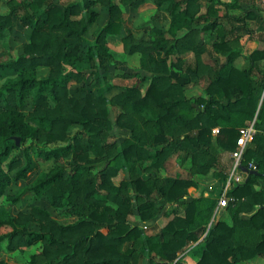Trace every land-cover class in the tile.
Instances as JSON below:
<instances>
[{"label": "trees", "instance_id": "obj_1", "mask_svg": "<svg viewBox=\"0 0 264 264\" xmlns=\"http://www.w3.org/2000/svg\"><path fill=\"white\" fill-rule=\"evenodd\" d=\"M156 1L158 6L168 3L169 27L153 26L149 38L131 32L122 37L126 54H140L144 73L136 76L139 81H150L146 91L134 84L114 93L117 86L109 80L108 71L115 58L107 39L121 34L126 22L123 7H138L144 0H70L64 4L9 0V12H0V36L13 26L18 10L31 25L23 53L0 63V70L15 72L0 83V101L5 106L0 111V209L8 186L33 170L30 163L22 165V158L12 155L14 150H29L22 146L26 140L65 143L39 150V159L72 157L70 175L65 166L54 163L16 194L7 195L16 202L26 192H33L47 197L56 208L69 205V211L78 216V220L63 224L35 204L16 216L0 213V228L12 227L0 234V244L7 240V250L42 243L41 251L33 254L28 264H139L140 257L148 264L175 262L180 252L203 237L222 194L227 169L218 147L232 152L239 129L256 115L257 133L246 150L244 166L253 162L257 173H245L247 179L228 191L232 222L217 220L210 225L195 264H240L264 256V232L253 242L243 241L240 234L264 230V186L258 187L264 183V97L259 107L262 92L256 91L257 87L264 90V51L253 50L246 68L234 64L243 53L241 38L251 34L249 20L261 16L253 11L230 15L229 8L236 7L239 0L236 5L220 0ZM98 2L108 8L109 18L88 42L86 34L99 17L94 8ZM218 3L227 6L223 15L214 10ZM205 4L208 9L202 12ZM225 21L233 28L227 29ZM183 29L186 33L179 36ZM237 31L241 34L236 38L229 36ZM208 32L214 48L226 57L223 63L215 59L213 67L202 59ZM190 53H194L193 61H189ZM41 66L49 68L47 77L38 76ZM121 73L122 77L135 76ZM194 76H210L203 95L187 93ZM73 82L80 85L73 87ZM28 98L32 105L26 114ZM111 104L122 108L115 123L129 132L120 143L109 140L111 136L114 139ZM76 125L81 126L79 135H70L69 129ZM217 126L220 129L214 141ZM82 135L87 136V146ZM90 146L107 160L98 172L90 166ZM175 155L192 175L214 170L221 186L207 196L182 202V213L175 211L163 227L155 226L156 231L147 234L130 221L134 196L139 219L146 223L157 218L165 204L178 202L189 187L199 186L194 178L161 174ZM122 170L128 171L130 178L117 185L114 178ZM243 212L253 213L242 218ZM0 264L9 263L0 260Z\"/></svg>", "mask_w": 264, "mask_h": 264}, {"label": "rangeland", "instance_id": "obj_2", "mask_svg": "<svg viewBox=\"0 0 264 264\" xmlns=\"http://www.w3.org/2000/svg\"><path fill=\"white\" fill-rule=\"evenodd\" d=\"M9 0H0V12L1 13H8L9 12ZM21 0H18V2ZM58 3L64 4L70 0H55ZM116 2H119L120 0H114ZM156 0H144V2L136 7H124V13L126 22L123 25L122 31L120 35L116 36H110L109 38V44L111 47V51L114 54L115 61L113 65H111L109 71H108V78L111 82L115 83L117 86V89L114 93L122 89V87L134 85V83H137L142 87L143 90L146 88L145 82H141L138 80V77L136 76V73H144L140 69V62H139V54L135 55H127L123 50V44H122V36L125 35L128 32H133L137 34L138 36L142 38H149V36L152 34V27L158 26L167 29L170 24V15L166 10V7L168 3L163 4L162 6H158ZM206 5V4H205ZM94 8L99 12V17L97 21L92 25L90 31L86 34V37L89 41L94 40L96 32L99 30V28L104 25L108 18V8L103 5L102 3L98 2ZM219 12H221V8H216ZM205 11H207L206 6L204 7ZM204 11V12H205ZM31 32V25L26 22L23 18V11L18 10L17 14L14 17V24L12 27L6 30V32L0 36V63H6L10 62L12 60L17 59L22 53H23V44L26 42L29 38ZM186 30H183L180 32V34L185 33ZM87 45V44H86ZM253 46L249 45L247 49H245V52L252 50ZM245 56V55H244ZM129 73L130 75H135L134 77L125 78L122 77V73ZM49 73V68L45 66H41L38 69V76L41 78L47 77ZM15 72L11 70H0V83L2 81H5L8 77L14 76ZM91 80V78H90ZM80 84L73 83L72 86H78ZM201 85L202 84H191L188 86L187 93L188 94H194L201 92ZM96 91L99 93V89H96ZM113 93V94H114ZM113 94L109 95L111 97ZM32 105V99L28 98L25 106V113L28 114V112L31 110ZM3 102L0 101V111L4 109ZM122 110L119 106H115L113 104L110 105V117L114 121V126L112 129V134L114 136H111L109 138L110 141L116 140L117 142H121L124 140L126 136L129 135V132L121 129L116 123V116L118 113ZM32 124L37 125L36 121H31ZM81 130V126H72L69 129V134L74 135L78 134ZM79 135V134H78ZM83 143L87 146V136L82 135L80 136ZM59 145H65V143L59 142L56 144H46L44 141H32L30 139L26 140L22 146L28 147L29 150L25 153L23 150H14L12 155H18L20 158H22V165H26L27 163H30L33 166V170L28 173V176L26 178L20 179V180H14L11 185L8 186L6 193L2 197L1 201V209L0 213L3 217L7 216H16L18 212L20 211H27L29 206L32 204L38 205L48 211L51 212V214L61 223L68 224L71 222H74L78 220V216L74 213H71L69 210V205H66L65 207H59L56 208L51 205L48 198L45 196H36L33 192H26L23 194L20 199L16 202H13L11 200L7 199V195H14L16 194L23 186L30 183L40 172L49 170L54 163H59L67 168V174L70 175V162L72 161V157H61L59 159L52 158L50 160H44L39 159L37 156V152L39 150H48L55 148ZM38 149V150H37ZM90 153H91V163L90 166L92 168L93 172H98L100 170L105 162L107 161L106 158L103 159L100 155L97 154L96 149L93 146H90ZM226 158L229 156L228 152L224 153ZM175 156L171 157L170 160L167 162L166 169L162 171L161 174L164 176H172L179 174L182 176H190V173L185 171L182 167L179 166L178 162L174 158ZM225 158V157H224ZM145 165V161L143 163ZM16 170L12 171V175H14ZM141 174H143V171H139ZM168 174V175H167ZM130 175L129 172L126 170H122L119 175H117L114 180L117 185L120 184V182L124 179H129ZM199 182L203 183L201 186H205L208 189H211L214 186H218V181L212 175V173L208 175H203L201 177H198ZM261 185L264 186V183L261 182ZM132 194L133 190H131ZM200 191L196 190L194 188H190L188 192V197H194L200 195ZM133 201V212L130 215V221L133 225H139L144 230L145 228H148V232L153 233L156 231L160 225H163L167 220L168 217L166 215L161 216L160 218L156 220H151L149 222H141L140 221V215L139 211L137 210V199L134 196L132 198ZM177 212H182L181 207H175L174 208ZM169 210H172L170 208ZM166 217V218H165ZM29 227L31 228H37L35 224L29 223ZM12 231V227L5 225L0 228V234H4L7 232ZM244 239L248 240H254L255 234L253 232L245 231ZM7 240L3 241L0 244V260H4L8 262L9 264H28L31 256L33 254L39 253L42 248V243L38 242L36 244H33L32 246L28 248H18L14 251L7 250ZM200 249L199 248H193L188 250L187 252H180L179 258L180 263L179 264H193L200 256ZM139 264H148V260L145 257H140ZM173 264V263H169Z\"/></svg>", "mask_w": 264, "mask_h": 264}, {"label": "crops", "instance_id": "obj_3", "mask_svg": "<svg viewBox=\"0 0 264 264\" xmlns=\"http://www.w3.org/2000/svg\"><path fill=\"white\" fill-rule=\"evenodd\" d=\"M221 2H224L226 4H233V5H236L235 4V0H220ZM206 6V9H208V6L207 4L205 5ZM204 6V7H205ZM125 7H132V6H125ZM204 7L202 8V12H204L205 10ZM217 7H220L221 8V12H219L216 8ZM133 8H136V7H133ZM214 10L218 11L220 14H224L226 13L227 11V6L226 5H223L222 3H218L216 5H214ZM123 11H124V7H123ZM250 11H253L255 12L260 18L258 19H250L249 20V23H250V26L252 27V31H251V34H246L245 36H243L240 40V42L244 45V49H243V53L238 56L236 59H235V66L240 68V69H243V68H246L249 66L250 64V61L248 59V55L255 49H259V50H263L264 51V0H239V3L236 5V7H233V8H229V14L230 15H241L243 14L244 12H250ZM125 15V13H124ZM228 20V18H227ZM237 25H239V23H236ZM224 25L226 26L227 29H232L233 26L225 21ZM183 30H186V29H183ZM181 30V31H183ZM178 33L179 36H182L184 35L185 33L183 34H180V32ZM187 31V30H186ZM133 33V32H131ZM135 34V33H133ZM241 32H236L235 35H229L230 37L232 38H236L238 35H240ZM120 35V34H119ZM137 37H140L138 36L137 34H135ZM110 36H116V35H109L108 36V44H109V39L111 38ZM110 37V38H109ZM123 37V36H122ZM205 42H206V47H207V51L202 55V59L204 60L205 63L209 64L210 66H214V60H218L220 63H223L225 61V55L221 52V51H217L214 46H213V39L211 38L209 32L206 34V38H205ZM123 44V42H122ZM251 45L253 46V49L248 51L247 53L245 52V49H247V47ZM110 46V44H109ZM111 48V47H110ZM123 50H124V46H123ZM125 52V51H124ZM137 54V53H135ZM133 54V55H135ZM139 54V53H138ZM128 55V54H127ZM245 55V56H244ZM161 55L159 54V57ZM193 57H194V53H190L188 55V58H189V61H193ZM139 62H140V54H139ZM261 63H264V59L261 61ZM141 69V68H140ZM125 78H129V77H125ZM210 78V76H206L205 78H202V79H199L197 78L196 76L193 77V80L187 85V89H188V86L191 85V84H202L201 85V92L199 93H194V94H188L189 96H200V95H203L204 94V88L208 82V79ZM142 82V81H141ZM75 83V82H73ZM72 83V84H73ZM113 83V82H112ZM144 83V82H143ZM149 83L150 81L147 80L145 81V84H146V88L145 90L143 91H146L147 87L149 86ZM71 84V85H72ZM115 84V83H113ZM134 84H137V83H134ZM116 85V84H115ZM131 86V85H129ZM140 86V85H139ZM142 88V87H141ZM117 89V88H116ZM96 91V89H95ZM256 91L257 92H262L261 94V101H260V104H259V107L262 105L263 103V97H264V90H262L260 87H257L256 88ZM97 92V91H96ZM98 93V92H97ZM100 93V91H99ZM257 116V115H256ZM256 116L255 118H253L252 120H247L245 125L250 123V122H253L255 121L256 122ZM219 129L220 127H215L213 129V136H214V141H215V137L217 136V134L219 133ZM219 151L221 152V162L225 165L226 169H227V174H226V180L225 182L223 183V185L221 186L220 185V182H219V179L214 175V170L211 171L210 173H212V175H214V177L216 178V180L218 181V186H214L212 187L211 189H208L206 188L205 186H201L203 183L199 182L198 180V177H201L203 176V174H196V175H192L190 174V176H182L180 175L181 177H184V178H194L198 181L199 183V186L198 187H195V186H191L189 187L187 190H186V193L183 195V197L178 201V202H174V203H170V204H165V208L163 210V212L158 216L159 218L163 215H166V217H168V220L163 224V225H160L159 228L163 227L168 221L169 219L173 216L174 212L176 211L174 208L177 206V207H181L182 210H183V207L181 205L182 202L184 201H188V200H191L192 198H195V197H199L201 195H205L207 196L211 190L215 189V188H220L221 186V189H222V194L221 196L223 195L224 191H225V188H226V185H227V178H228V173H229V170H230V165H231V152H228L229 156L226 158V156L224 155V153H227L226 151H224L222 148L218 147ZM225 157V158H224ZM176 159V161L178 162L179 166L182 167L183 169H185V171L189 172L187 168H185L183 165H181V163L179 162V159H178V156L175 155L174 157ZM167 165V164H166ZM166 169V167H165ZM164 169V170H165ZM162 173V172H161ZM209 173V174H210ZM163 175V174H162ZM168 175V174H167ZM179 174L175 175V176H178ZM208 175V174H206ZM248 175L245 174L244 176V181L247 179ZM243 181V182H244ZM204 185V184H203ZM262 185H258V187H261ZM190 188H194L196 190H199L201 193L200 195L198 196H194V197H188V192H189V189ZM232 188V187H231ZM227 189V192L231 189ZM220 196V198H221ZM220 198L218 200V203L215 207V210H214V214H213V217L211 219V222L207 228V231L210 227V225L213 223V222H216L217 220H224L228 223H231L232 222V214L231 212L227 209V206H222L220 205ZM170 208H172V210H169ZM256 211V209H255ZM254 212V211H253ZM253 212H243L241 213V217L242 218H249L250 215L253 213ZM182 213V212H181ZM155 218L154 220L158 219ZM165 217V218H166ZM146 229V233L147 234H153V229H152V232H148V228H145ZM207 231L205 232L204 235H206ZM252 232V231H251ZM261 232H264V230H260V231H254L253 233L255 234V239L257 237V235H259ZM245 232H241L240 234L244 235ZM203 235V237H204ZM203 237H201L198 241L196 242H192L191 244H189L184 251L182 252H187L188 250L190 249H193V248H199L201 250V244L200 242L202 241ZM245 237H243L244 239ZM254 239V240H255ZM254 240H248V239H244L243 241L245 242H253ZM199 250V251H200ZM201 252V251H200ZM200 256H201V253H200ZM199 256V258H200ZM198 258V259H199ZM179 259V258H178ZM177 259V260H178ZM197 259V261H198ZM177 260L175 262H173V264H176ZM197 261H195L193 264H195ZM180 261L177 263L179 264ZM240 264H264V256H256L255 258L253 259H249V260H245L243 262H241Z\"/></svg>", "mask_w": 264, "mask_h": 264}, {"label": "built area", "instance_id": "obj_4", "mask_svg": "<svg viewBox=\"0 0 264 264\" xmlns=\"http://www.w3.org/2000/svg\"><path fill=\"white\" fill-rule=\"evenodd\" d=\"M256 133L257 128L255 121L250 122L239 129V137L237 139L236 147L231 152V165L228 173L227 185L223 195L220 198V205L222 206H227L230 199L232 200V198H230L227 194V189L244 181V176L246 173L243 170V167H245V153L248 146L253 141ZM247 168L250 170H256L257 166L253 162H250Z\"/></svg>", "mask_w": 264, "mask_h": 264}, {"label": "water", "instance_id": "obj_5", "mask_svg": "<svg viewBox=\"0 0 264 264\" xmlns=\"http://www.w3.org/2000/svg\"><path fill=\"white\" fill-rule=\"evenodd\" d=\"M16 142H17V144H20V137H16ZM243 170L246 173H257L256 170H250L247 167H243Z\"/></svg>", "mask_w": 264, "mask_h": 264}]
</instances>
